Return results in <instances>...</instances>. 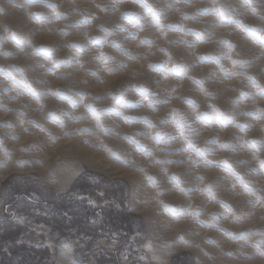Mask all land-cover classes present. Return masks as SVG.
Returning <instances> with one entry per match:
<instances>
[{"label": "rangeland", "instance_id": "obj_1", "mask_svg": "<svg viewBox=\"0 0 264 264\" xmlns=\"http://www.w3.org/2000/svg\"><path fill=\"white\" fill-rule=\"evenodd\" d=\"M0 264H264V0H0Z\"/></svg>", "mask_w": 264, "mask_h": 264}, {"label": "snow or ice", "instance_id": "obj_2", "mask_svg": "<svg viewBox=\"0 0 264 264\" xmlns=\"http://www.w3.org/2000/svg\"><path fill=\"white\" fill-rule=\"evenodd\" d=\"M248 2H252V0H248ZM223 15V9L220 10ZM224 18H227L226 16ZM14 215V214H13Z\"/></svg>", "mask_w": 264, "mask_h": 264}, {"label": "bare ground", "instance_id": "obj_3", "mask_svg": "<svg viewBox=\"0 0 264 264\" xmlns=\"http://www.w3.org/2000/svg\"><path fill=\"white\" fill-rule=\"evenodd\" d=\"M169 252H172V251H169Z\"/></svg>", "mask_w": 264, "mask_h": 264}]
</instances>
